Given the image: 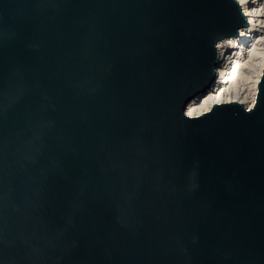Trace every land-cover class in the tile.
<instances>
[{"label":"water","instance_id":"1","mask_svg":"<svg viewBox=\"0 0 264 264\" xmlns=\"http://www.w3.org/2000/svg\"><path fill=\"white\" fill-rule=\"evenodd\" d=\"M249 25L239 0H0V264H264V66L253 107L188 113Z\"/></svg>","mask_w":264,"mask_h":264},{"label":"bare ground","instance_id":"2","mask_svg":"<svg viewBox=\"0 0 264 264\" xmlns=\"http://www.w3.org/2000/svg\"><path fill=\"white\" fill-rule=\"evenodd\" d=\"M250 21L239 38L228 39L221 46L225 60L218 68L217 90L193 101L188 113L195 115L209 109L214 102L236 99L253 107L257 84L264 66V0H239ZM229 71L226 80L220 78ZM227 89V90H226Z\"/></svg>","mask_w":264,"mask_h":264},{"label":"built area","instance_id":"3","mask_svg":"<svg viewBox=\"0 0 264 264\" xmlns=\"http://www.w3.org/2000/svg\"><path fill=\"white\" fill-rule=\"evenodd\" d=\"M225 59L227 60V58L225 57ZM229 71L225 70L224 73L222 74V78L224 79V81L226 80V77L228 75ZM223 81V82H224ZM217 90V86L215 85L214 88H213V91H216ZM227 90V89H226ZM249 108V106H247Z\"/></svg>","mask_w":264,"mask_h":264}]
</instances>
